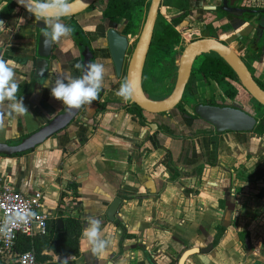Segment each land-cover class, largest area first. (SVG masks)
<instances>
[{
  "label": "crops",
  "instance_id": "crops-1",
  "mask_svg": "<svg viewBox=\"0 0 264 264\" xmlns=\"http://www.w3.org/2000/svg\"><path fill=\"white\" fill-rule=\"evenodd\" d=\"M211 2L192 0L191 7L199 14ZM161 13L168 19L177 12L171 5L162 7ZM27 21L20 19L17 26L0 30V59L13 62L16 98H22L27 109L17 113L12 101L0 102V143L14 144L62 110V102L51 95V84L69 75L71 57H76L69 42L62 41L48 79L33 83V63L28 60L36 50L30 34L34 25ZM252 67L264 81V67L255 63ZM106 83V95L112 101L101 112L86 105L69 127L34 150L0 156V179L8 180L23 195L42 191L44 205L53 213L52 231L59 230L57 220L73 218L81 223L79 255L67 262L101 264L113 257V264H148L150 254L155 264H174L199 238L200 248L211 244L223 215L221 170L250 154L253 140L243 133L182 139L154 136L131 114L132 106L108 88L118 80L109 75ZM118 197L121 203L114 222L109 223L106 211ZM97 221L108 252L104 259L92 252L83 234ZM44 254L51 256L52 263L59 261ZM243 260L229 231L208 254L193 256L186 264H241Z\"/></svg>",
  "mask_w": 264,
  "mask_h": 264
},
{
  "label": "flooded vegetation",
  "instance_id": "flooded-vegetation-1",
  "mask_svg": "<svg viewBox=\"0 0 264 264\" xmlns=\"http://www.w3.org/2000/svg\"><path fill=\"white\" fill-rule=\"evenodd\" d=\"M211 1L212 2L210 4H206L201 11H198L199 14H196L194 12V9L191 7L192 0H161L155 26H154V30H153V34H152V38H151L150 47H149V50L146 56V61H145V65H144V69L142 73V89L145 95L149 99L155 100V101L165 99L171 94L174 88V85H173V88L170 94L161 99H155L151 97L145 90V86L147 83L146 81L147 78H145V76H147L146 70H145L146 62H147L148 56L150 55V48L152 47V44L155 38H157L159 29L163 26L171 27L173 31L177 34L178 41L177 43L173 45L171 49H175L179 47L180 55H181L182 50L191 42L202 40V39L215 40L231 48L238 55V57L243 61V63L247 67L250 74L253 76L256 83L258 85L261 84L264 86V81L262 80L260 81L258 77L255 76V72L252 67L254 63L257 64V66L262 65V67H264V31H263V37L257 42V44L253 43V39H254L253 36H254L256 28L260 27L261 22H264V14L260 13L261 11H264V0H227L226 6H224L223 0H211ZM9 2L11 1L10 0H0V12H2L3 9L9 5ZM142 4H143L142 8H145L146 13H145L144 20L142 22V25L138 33L136 32L137 31L136 26L133 24L132 19L128 21L124 17L104 16V12L106 8V4L104 0H97L82 13H79L72 17H66V18L59 19L60 23L71 27L73 31L69 35L62 37L59 41L53 42L50 45L51 51H50V58L48 60L49 70L53 67L52 66L53 62L57 60V54L60 52L59 45H61V42L64 41L65 43L69 42V45L72 48V51H74V55L76 56L74 58L73 56L71 57L72 59L71 62L73 61V66L71 65L69 67V70H70L69 75H71V77L73 78L82 76L83 74L82 70L77 69L75 66L77 64H80L83 67L84 58L82 56V49L81 47H79V44L80 43L86 44L88 47L87 49L91 52L93 56V63L102 64L105 68L102 89L99 94V98L96 101H93L91 104L92 106H95L96 108L95 113L101 112L105 108V106L112 101L106 95V92H107L106 88L108 86V84L106 83V80H108L109 75H110V78L113 77L116 80H118V83L116 84L110 83L113 86L112 87L109 86L108 87L109 89L116 92L120 88V86L123 83H125L129 59L133 53V50L135 48V45L141 33L142 27L144 25L146 15L149 9V5H150V0H144ZM171 5L174 7L177 13L173 17L165 19L161 13V9L162 7H165V6L168 7ZM226 7L230 9L240 10V12L241 10H252V11H255L256 13L253 15L243 13V15L240 18H236V17L229 16L222 11V9H225ZM140 8L141 7L136 8L134 12ZM85 15L86 16L90 15V18L88 19L84 18L86 17ZM1 19L5 20V24L0 28V30L7 29L8 27L15 26V25L17 26L20 19H23L24 21L28 20L27 22H30L32 23V25H34L32 27L33 31L30 34L32 35L31 39L33 41V45L36 47V50L34 51L32 58L28 60L33 63L31 70L34 72L35 62L37 60V48L40 42V36L45 31L50 30V28L47 26L48 21H46L45 19L37 20L35 19L34 16H31L25 13L23 10L19 9L15 5L11 9L8 15L0 16V20ZM109 23H114L116 27L113 30L119 36L124 37L127 41V48L125 50L123 65H122L121 73L119 77L116 76V72L113 67V63L111 61L109 51H108L106 33L110 29ZM241 27H244V29L241 30L240 29ZM130 35H135L136 42L134 44V48L132 49V52L129 53ZM183 40H184V43H182ZM171 49L168 51H171ZM69 53H72L71 50L66 52V54H69ZM207 56H210L211 58H216V57L220 58L216 54L211 53L208 55H201L194 61L192 65L191 74L189 76V79L184 89L182 99L179 102V104L176 105L175 108L171 110L170 112L160 113V114H145L140 110L141 112L140 114H138L139 112H137V110L134 109L135 105L130 104L129 100H127V103L130 104V106H132L131 114L134 115L139 120L140 123L144 124L142 126L146 127V129L151 134H153L154 136L161 135L169 139L171 138L182 139L186 137L192 138L193 136V134L191 133L192 127L193 128L199 127V126L209 127L206 123H203L202 121H200L197 117L193 115V109L195 108L196 105L205 104V105H220V106L230 107L232 105L237 104V105L243 106L241 103L237 101L236 98L229 99L228 97H226L225 92L227 90L224 92L223 97L226 100L232 101L230 104L206 101L207 99L203 101L201 99V96L199 95L198 91H196V86L199 83L209 82L217 86H222V85L227 86L228 83H230L231 85L233 84L238 85L237 83L232 82V81L231 82L227 81L226 79L220 80V82L217 83L213 81L212 78H204L201 73L195 72L194 67L198 59L205 58ZM178 64H179V59H178ZM177 68L175 71L174 84L176 80ZM49 70H48V73H49ZM48 73L45 78V81L48 79ZM33 74L31 78H32L33 83H36L33 80ZM117 102H120V101L117 100ZM85 107L86 105H83V108ZM262 109L264 110L263 107L260 109L258 108V106H256V110H262ZM186 111L189 112V115L186 113ZM60 113H62V110H60L58 114ZM250 114L258 119V122L255 125L256 127L259 121L264 117V115L262 117H259L257 116V114H254L251 111H250ZM154 117H156L157 119ZM158 118L161 120V122L158 121ZM75 119L73 120V122L75 121ZM197 122L198 123L200 122L199 125L194 124ZM172 126L178 130V136L177 134L173 133V131L170 129V127ZM253 130L248 133H243L245 135H249V140H253L254 148L251 153H254L257 147V142L255 141V138L264 137V136L256 135L255 133H253ZM227 133H234V132H227ZM227 133H223V134H227ZM195 134H197V138H198L203 135L204 136L212 135L214 133H210V132L207 133L204 130L202 131L197 130L195 131ZM215 135H222V134H215ZM246 156L242 157L237 163L241 162L244 158H246ZM169 160H170V154L168 152L167 154H165V158L163 161L168 163ZM237 163L235 164L232 163L231 166L229 167L227 166L225 167V169L221 170L222 172L221 180L223 182L222 183L223 184V188H222L223 198L222 200L219 201V207L223 211V215H222L221 223L217 227V229L218 228L222 229V234L219 239H221L223 236H225V234H227L230 231L232 235V239H235L237 241L241 255L244 256V260H243L244 263L248 261L247 264H262L261 262L257 263L258 259L253 251L252 244L250 242V238L248 234H246L243 229L239 228V220L241 218H239V214L237 212L238 202L239 200H242V198L240 197V195L242 194L238 195L239 188L241 187L239 185V182L240 180L241 181L246 180L247 182L250 181L252 177H256L255 173L257 171L255 170V171L250 172L249 170H244V172L242 171V174L240 175L239 170H236L237 165H239ZM43 203H44V195H43ZM45 210L48 213V215L52 217L53 213L51 211H48L46 207H45ZM56 226H57V222H56ZM52 227L53 225L49 226L48 224V232L49 230L52 232L51 230ZM217 229H216L215 236H213V240L211 244H209L206 248L202 249L199 247V243L201 242V238H199L197 240L198 242L197 245L194 247L186 248L177 258L174 264H178V260L181 257V255L189 249L199 248V254L193 255V256H198V255H202L201 254L202 251L208 249L209 246H212V248L213 246H216L219 241L218 239V241L214 243L215 237L217 235ZM193 256L188 257L186 261L184 262V264H186V262ZM146 258H147L146 260L148 264H155L150 254H147ZM244 263L242 262L241 264H244Z\"/></svg>",
  "mask_w": 264,
  "mask_h": 264
},
{
  "label": "water",
  "instance_id": "water-1",
  "mask_svg": "<svg viewBox=\"0 0 264 264\" xmlns=\"http://www.w3.org/2000/svg\"><path fill=\"white\" fill-rule=\"evenodd\" d=\"M16 7L29 13L24 4L20 0H10ZM97 0H71V10L68 14L60 18L72 17L84 12ZM161 0H150L149 9L146 15L144 25L141 33L129 59L127 66L125 82L131 86V98L129 103L138 107L145 114H160L168 113L175 108L182 99L185 86L191 74L192 65L194 61L201 55L216 54L221 60L233 71L236 75L240 86L249 94L251 99L258 105L264 108V91L256 83L253 76L248 71L243 61L238 55L228 46L223 45L212 39H202L189 43L181 52L179 64L176 72V80L171 94L162 100L149 99L142 89V73L146 61V56L150 47L151 38L158 14V9ZM224 6L227 5V0H223ZM224 13L229 16L240 18L243 13L255 14L252 10H236L226 7L222 9ZM264 14V11L260 12ZM5 24V20L1 19ZM110 29L106 33L108 51L116 72L119 77L123 65L125 50L127 48V41L124 37L119 36L113 29L116 27L114 23H109ZM1 28V27H0ZM264 22H261L260 27H257L254 33L253 43L257 42L263 37ZM82 49L83 66L93 63V56L87 49L86 44H79ZM50 45L45 43L43 33L40 36V42L37 48V60L35 62L33 80L37 84H42L45 81L49 70ZM83 75V74H82ZM83 106L79 109H68L64 106L62 113L54 116L49 122L43 125L34 133L21 138L14 144L0 143V156H18L41 145L47 138L52 137L70 126L73 120L82 113ZM193 115L209 127H192L191 133L193 138H197L195 131L210 132L214 134H223L227 132L234 133H248L252 131L258 122V119L250 114V111L241 105L220 106V105H205L198 104L193 109ZM5 182L8 180L1 179ZM10 184V183H9ZM11 185V184H10ZM121 203L120 198H115L106 211L107 220L113 223L117 210ZM57 228L61 230L62 220L57 221ZM212 250V246L202 251L201 254H207ZM199 254V248H192L185 251L178 260V264H184L186 259L190 256ZM85 255H83V260ZM113 257L107 258L101 264H113ZM80 261V260H79ZM85 261V260H84ZM94 264H100L94 261Z\"/></svg>",
  "mask_w": 264,
  "mask_h": 264
},
{
  "label": "rangeland",
  "instance_id": "rangeland-1",
  "mask_svg": "<svg viewBox=\"0 0 264 264\" xmlns=\"http://www.w3.org/2000/svg\"><path fill=\"white\" fill-rule=\"evenodd\" d=\"M145 13V8L141 7L132 14L133 24L136 26L137 33L140 30ZM84 18H90V15ZM129 42L130 53L136 42L135 35H130ZM182 43H184V40ZM179 56V47L165 53L155 43L152 44L145 68L147 74L145 76L147 78L145 90L151 97L161 99L170 94L174 85ZM161 71L165 73V77L162 80L160 79L163 75V73L162 75L160 74ZM229 86H233L232 88L236 90V98L238 100L242 98L245 101L242 104L243 106L259 117L264 115V110H256L257 104L236 84L231 85L228 83L227 86H217L213 83L203 82L196 86V91H198L203 101L207 99L206 101L230 104L232 101L226 100L223 97L224 92L228 90ZM186 113L189 115L188 111ZM158 121L161 122L159 118ZM170 129L175 134H178V130L173 126ZM255 141L257 142L255 152L248 154L246 158L237 163L239 165H237L236 170H239L240 175L244 170H249L250 172L257 171L255 173L256 177H252L250 181L240 180L239 182L241 187L239 188L238 195L242 194L240 195L242 200L238 202L237 212L239 218H241L239 220V228L248 234L253 251L258 259L257 263L261 262L264 264V137L255 138Z\"/></svg>",
  "mask_w": 264,
  "mask_h": 264
},
{
  "label": "clouds",
  "instance_id": "clouds-1",
  "mask_svg": "<svg viewBox=\"0 0 264 264\" xmlns=\"http://www.w3.org/2000/svg\"><path fill=\"white\" fill-rule=\"evenodd\" d=\"M25 5L27 11L35 19H45L48 21L49 31L43 33L45 43L51 45L59 41L62 37L69 35L73 29L59 22L61 16L66 15L71 10L70 0H20ZM55 21V22H53ZM4 25L0 21V27ZM11 60L5 61L0 59V102L4 100L12 101L11 108L17 113H26L27 109L22 98H16L18 85L15 82V73L12 68ZM81 69L83 75L73 78L68 75L65 79H57L51 85V95L56 100L62 102L68 109H79L83 105H90L99 98L102 89V83L105 68L99 63H90L75 66ZM50 84H46L48 87ZM131 86L125 82L116 91L115 95L127 101L131 98ZM21 214L17 213L16 218ZM15 219L9 217L6 223H14ZM84 236L87 238L89 246L98 258L104 259L108 252L105 247V241L100 239L99 222H93L90 227L84 229Z\"/></svg>",
  "mask_w": 264,
  "mask_h": 264
},
{
  "label": "trees",
  "instance_id": "trees-1",
  "mask_svg": "<svg viewBox=\"0 0 264 264\" xmlns=\"http://www.w3.org/2000/svg\"><path fill=\"white\" fill-rule=\"evenodd\" d=\"M106 4L104 16L106 17H124L128 21L132 19V13L138 7H142L144 0H104ZM14 4L9 2V5L0 12V16H6L9 14ZM177 34L169 26H163L159 29L157 38L154 42L157 47L167 53L175 43H177ZM195 72L201 73L204 78H212L213 81L219 83L220 80L226 79L227 81H232L240 86V83L233 73V71L220 59L211 58L207 56L205 58H200L195 64ZM161 71V75H162ZM222 74V75H221ZM221 75V76H220ZM165 77L163 73L161 80ZM262 90L264 86L259 84ZM242 89V88H241ZM243 90V89H242ZM247 95L248 93L243 90ZM236 90L229 86L228 90L225 92L226 97L229 99L236 98ZM249 96V95H248ZM250 97V96H249ZM237 99V98H236ZM237 101L243 104L245 101ZM258 108H262L258 105ZM134 109L139 112L140 109L134 106ZM256 135L264 136V117L259 121L258 125L253 130ZM82 226L81 223L73 218H67L62 221V229L58 231H50L46 236L35 235L32 237H27L25 235H19L15 248L17 252L23 253L32 251L35 255L36 260L41 264H73L65 261L69 257H77L79 255L78 243L81 237ZM222 234V229H217V235L215 237V242L218 241ZM50 253L52 256L59 258L58 262L52 263L51 256L44 253Z\"/></svg>",
  "mask_w": 264,
  "mask_h": 264
},
{
  "label": "built area",
  "instance_id": "built-area-1",
  "mask_svg": "<svg viewBox=\"0 0 264 264\" xmlns=\"http://www.w3.org/2000/svg\"><path fill=\"white\" fill-rule=\"evenodd\" d=\"M0 214V264H41L32 251L17 252L15 243L19 235H47L51 216L45 210L42 191L23 195L0 179ZM9 217L15 222L6 223Z\"/></svg>",
  "mask_w": 264,
  "mask_h": 264
}]
</instances>
